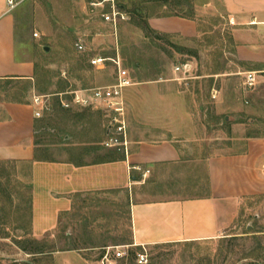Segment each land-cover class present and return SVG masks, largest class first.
Instances as JSON below:
<instances>
[{
    "label": "rangeland",
    "instance_id": "374dc122",
    "mask_svg": "<svg viewBox=\"0 0 264 264\" xmlns=\"http://www.w3.org/2000/svg\"><path fill=\"white\" fill-rule=\"evenodd\" d=\"M91 1L95 0H28L13 11L17 16L18 47L22 42L28 45L36 59L31 97L34 91L47 96L48 108L41 117L45 144L61 141L70 132L69 112L58 111L77 109L76 105H57V91L94 87L100 80L116 76L111 62L101 70L91 64V56L97 53L113 56L116 44L112 26L101 17L102 8H93ZM165 1L117 0L120 9L129 14L128 20L118 26L119 47L134 81L179 78L182 74L174 67L185 61L192 63L191 77L182 80V88L195 99L194 112L204 131L198 140L186 145L184 158L188 166L174 170L172 182L176 186L198 182L202 190L186 194L200 195L207 189L206 173L201 167L207 156L242 148L247 136L264 137V79L257 78L255 86H246L245 68L232 51L231 30L220 19L204 22L203 31L194 38L155 34L148 23L151 12L181 13L175 0H168L175 4H167L166 9ZM78 38L84 40L87 51L76 49ZM153 86L139 84L138 88ZM197 160L198 168L193 165ZM29 174L28 164L0 163L1 261L99 264L104 247L131 244L130 191L80 196L54 235L33 243ZM162 180L153 188L163 186ZM146 248L145 264H264V195L246 199L236 222L216 238ZM38 249L44 253L29 252ZM142 251V246L130 247V257L122 264H139L137 256Z\"/></svg>",
    "mask_w": 264,
    "mask_h": 264
},
{
    "label": "crops",
    "instance_id": "0c3cea01",
    "mask_svg": "<svg viewBox=\"0 0 264 264\" xmlns=\"http://www.w3.org/2000/svg\"><path fill=\"white\" fill-rule=\"evenodd\" d=\"M174 2L180 14L148 16L155 34L194 38L204 22L220 19L231 30L232 51L244 71L264 79V0ZM174 2L166 0L163 7ZM7 10L5 0H0V161L29 165L35 239L54 235L76 199L92 193L130 191L131 244L138 247L216 238L236 222L246 199L264 195L263 136H247L242 148L207 156L201 163L207 177L205 194H186L202 190L198 182L173 185L174 170L188 166L186 145L204 131L194 112L195 99L182 88L180 77L133 80L135 84L125 89L129 155L104 145L108 118L97 106L58 111L69 112L70 132L61 141L45 144L44 120L36 116L33 102L37 93L30 94L36 59L28 45L22 42L18 47L17 16ZM97 56L109 55L91 58ZM114 81L100 80L97 85ZM139 84L154 86L139 89ZM193 165L198 168V160ZM159 179L164 185L153 188Z\"/></svg>",
    "mask_w": 264,
    "mask_h": 264
},
{
    "label": "built area",
    "instance_id": "2783aa9c",
    "mask_svg": "<svg viewBox=\"0 0 264 264\" xmlns=\"http://www.w3.org/2000/svg\"><path fill=\"white\" fill-rule=\"evenodd\" d=\"M28 0H5L8 12H13L19 6ZM90 5L93 8L101 7V17L104 22L110 24L113 28V34L116 38L113 56H97L91 58V64L97 68H103L107 63H113L116 69L115 81L107 85H97L94 87H76L70 88L63 92H58L55 95L61 100L64 107L77 105L80 107L97 106L104 110L107 123V138L104 145L108 148L129 155L130 140L128 136V115L127 103L125 99V89L134 85V81L128 69L124 66L121 50L119 47L118 26L121 22L127 21L129 15L126 11L120 9L117 5V0H95L91 1ZM107 6V9L104 7ZM38 36V34H35ZM75 47L78 51H87V46L83 39L78 38L75 41ZM175 72L181 73V80L191 77L193 65L190 61L178 63L174 67ZM257 83L255 72L246 73V86L253 87ZM67 96V97H66ZM216 97V95H214ZM33 102L36 106V116L40 117L43 110L48 108L47 96L34 94ZM135 244L110 245L104 247V253L99 260V264H122L123 261L130 257V247ZM138 247V246H137ZM144 251L139 252L137 262L145 264L148 262V254L146 246H142Z\"/></svg>",
    "mask_w": 264,
    "mask_h": 264
},
{
    "label": "trees",
    "instance_id": "16d2710c",
    "mask_svg": "<svg viewBox=\"0 0 264 264\" xmlns=\"http://www.w3.org/2000/svg\"><path fill=\"white\" fill-rule=\"evenodd\" d=\"M62 91H64V90H62ZM58 92H60V91H57V93H58ZM56 99H57V100H56L55 103H56L57 105L62 106L60 98L57 97ZM1 162H2V161H0V163H1ZM33 243H38V240H37V239H34V242H33ZM24 250H27V249H24ZM26 252H28V251H26ZM29 252H30V253H33V254H34V253H35V254H36V253H44V250H42V249L39 250V249H38V250H36V251H29ZM31 262H34V263L38 264L37 262H35V261H33V260H32Z\"/></svg>",
    "mask_w": 264,
    "mask_h": 264
},
{
    "label": "water",
    "instance_id": "95a60500",
    "mask_svg": "<svg viewBox=\"0 0 264 264\" xmlns=\"http://www.w3.org/2000/svg\"><path fill=\"white\" fill-rule=\"evenodd\" d=\"M49 48L48 47H46V50H48Z\"/></svg>",
    "mask_w": 264,
    "mask_h": 264
}]
</instances>
